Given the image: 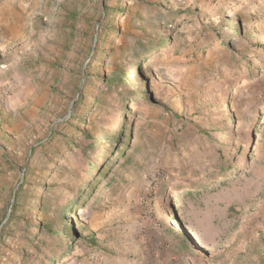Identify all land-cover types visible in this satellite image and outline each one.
<instances>
[{"label": "rangeland", "instance_id": "rangeland-1", "mask_svg": "<svg viewBox=\"0 0 264 264\" xmlns=\"http://www.w3.org/2000/svg\"><path fill=\"white\" fill-rule=\"evenodd\" d=\"M0 264H264V0H0Z\"/></svg>", "mask_w": 264, "mask_h": 264}, {"label": "trees", "instance_id": "trees-1", "mask_svg": "<svg viewBox=\"0 0 264 264\" xmlns=\"http://www.w3.org/2000/svg\"><path fill=\"white\" fill-rule=\"evenodd\" d=\"M113 142H118V139L116 138V140H114ZM110 145H114V143H111ZM122 145H124L122 142H118V144H117V146L116 147H114L113 148V152L111 153V155H110V157H112V158H114V157H116L117 155L119 156V157H123V156H125V153L124 152H122L121 154H119V151H120V149H121V147H122ZM128 148V147H127ZM109 161V160H108ZM94 167V165H91V168H93ZM72 203V202H71ZM16 205H14V207H15ZM13 207V208H14ZM17 207V206H16ZM45 206L42 204V206H41V208H40V211H39V214H37L38 215V217L41 215V213L43 212L42 210H43V208H44ZM69 207H71V204H69ZM67 210V209H66ZM69 211V210H68ZM10 222L12 221L11 219L9 220ZM26 235H28V237L30 236V234H26ZM56 235H58V237H60L61 239H60V241H63V239L64 238H68V235L69 234H67V235H63V234H55V238H57L56 237ZM64 237V238H63Z\"/></svg>", "mask_w": 264, "mask_h": 264}]
</instances>
